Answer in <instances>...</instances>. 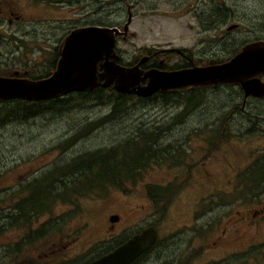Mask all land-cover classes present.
I'll use <instances>...</instances> for the list:
<instances>
[{
    "label": "rangeland",
    "instance_id": "374dc122",
    "mask_svg": "<svg viewBox=\"0 0 264 264\" xmlns=\"http://www.w3.org/2000/svg\"><path fill=\"white\" fill-rule=\"evenodd\" d=\"M1 2L24 19L0 25V63L35 76L54 70V49L69 30L85 23L120 28L116 50L124 63L146 55L145 50L173 48L187 49L189 61L207 65L230 58L264 32V0ZM13 34L23 42L13 41ZM162 59L166 68L190 63L176 55ZM213 88L184 116V102L157 98L130 102L103 123L110 105L79 99L85 104L61 116L10 119L0 126V214L28 194L29 182L83 153L119 147L122 154L132 139L143 146V133H150L146 137L155 150L123 187L73 190L31 225L4 226L0 220V264L23 259L24 264H80L91 251L106 253L149 226L156 229V247L139 264H264V165H257L264 155V100L244 103L239 87ZM96 121L98 127L91 128ZM243 176L250 187L240 186ZM150 186L162 194L169 190V199L155 201ZM43 226L45 236L14 252Z\"/></svg>",
    "mask_w": 264,
    "mask_h": 264
},
{
    "label": "water",
    "instance_id": "95a60500",
    "mask_svg": "<svg viewBox=\"0 0 264 264\" xmlns=\"http://www.w3.org/2000/svg\"><path fill=\"white\" fill-rule=\"evenodd\" d=\"M127 30L125 26L124 32ZM121 32L118 26L96 24L72 30L63 42L56 69L50 76L31 79L0 75V99L41 101L111 85L118 92L140 97H150L159 91L222 83H240L246 95L264 92L260 80L255 78L264 73L263 40L245 44L241 51L223 62L212 60L207 65L171 70L145 69L140 64L147 56L132 66L119 62L116 43ZM117 220V215L111 217L112 222ZM156 241L155 227H146L88 264H132Z\"/></svg>",
    "mask_w": 264,
    "mask_h": 264
},
{
    "label": "trees",
    "instance_id": "16d2710c",
    "mask_svg": "<svg viewBox=\"0 0 264 264\" xmlns=\"http://www.w3.org/2000/svg\"><path fill=\"white\" fill-rule=\"evenodd\" d=\"M221 16H218L217 19H220ZM212 19L213 22L216 21V17ZM12 40L16 42H23L21 39H19V37H16L14 35L12 37ZM59 50V48H55L53 51L54 56L50 61L51 69L55 70L56 68L57 61L60 58ZM183 50L189 55V50ZM154 51L156 50H145L146 53ZM237 52L238 51H235L233 55ZM157 53L160 56L163 55L162 57L164 58H169L173 54H175L169 50H161L157 51ZM181 59L184 62H190L187 58L181 57ZM154 60L155 63L152 66L166 68L164 64L158 62L157 57H154ZM4 62L5 61H2L0 63V75L2 76H20L31 79H41L49 76L54 71L53 70L50 74H47V72H43L40 73L41 76H35L34 73H27V69L23 70L22 73V71L19 68H15V66H2ZM119 62L124 64L121 59ZM127 65L133 64L130 63ZM187 65L190 66V63H187ZM221 85L230 84L222 83ZM207 88L208 87L204 85L184 87L167 91H159L150 97H140L135 94L118 92L113 87V85H111L109 87L98 86L92 90L90 89L81 92H73L57 98L41 101L19 98L0 99V126H3L7 122H10V119L16 121H26L30 118L45 116L47 114H53V116H61L62 114H64V111H67L72 107L76 108V106L78 105L85 104H78L77 100L79 99L91 100L98 105H103V103L104 105L109 104L111 107L110 113L104 117L103 123L112 121L110 119L111 117L121 115L125 108L128 107L130 102L154 101L157 98H162L165 102H170L172 98L181 100L186 105L185 109L182 111L183 113L181 114L184 116L187 114L186 111L191 105L198 103L208 97V92L206 90ZM200 89V92H195V90ZM184 90L188 91L186 95L180 94ZM108 98L110 99L109 102H107V100L105 101V99ZM98 125V121L89 123V126L93 129L98 127ZM146 136H150V133H143V135L140 136L143 141V146L141 145L140 141L137 142V140L132 139L127 144V146L122 148V154H119V147L98 148L91 152L83 153L76 158H73L71 163L62 165L61 170L54 169L53 171L48 172L45 175L42 174L40 178L32 180L26 186V191L28 192V194L20 202L12 206L11 210H7L3 214H0V220L2 221L1 224H3L4 226H17L22 224L31 225L33 219L37 218L40 214L52 211L54 205L67 198L68 194L71 195L70 192L73 190V192L77 190H79L78 192H81L83 188L89 189L92 187L94 188L95 186L107 187L109 185L123 187L128 179L135 177L137 170L139 168L145 167L155 154V150L151 147V143H148L150 138L148 139ZM257 165H264V155H262L260 160L257 161ZM81 176L87 177L88 180L87 178L81 179ZM243 179L245 181H242L240 183L241 187H250L252 185L249 183L246 176H243ZM153 191L155 192L154 194ZM168 192L169 190L162 194L163 192H160V189H158L157 186L149 187V194L155 201H159L161 198H165L166 196H168ZM169 197L170 196L166 198L169 199ZM46 231H48L47 226H43V228L41 229L31 231L27 238H25L23 241H21L20 244L16 246L14 252L21 253L22 244H35L36 240H38L40 237H43V235H46ZM25 261L27 260L23 259L19 261L18 264H24Z\"/></svg>",
    "mask_w": 264,
    "mask_h": 264
},
{
    "label": "flooded vegetation",
    "instance_id": "af4514ba",
    "mask_svg": "<svg viewBox=\"0 0 264 264\" xmlns=\"http://www.w3.org/2000/svg\"><path fill=\"white\" fill-rule=\"evenodd\" d=\"M22 19H24L23 18V15L21 14V13H19V12H16V11H14L13 9H11V8H8V4L6 3V2H1L0 3V25L2 26L3 24H4V22H8V24L9 25H7V26H12V25H14V23L15 22H18V21H21ZM88 25H93V24H90V23H85V24H83V25H81V26H76V27H73V29H71V30H69L68 31V33L65 35V37H64V40H65V38L68 36V34L72 31V30H74V29H78V28H81V27H85V26H88ZM100 25V24H99ZM14 35V34H13ZM261 36H259V37H255V38H253V40H254V42L255 41H258V40H263L264 41V39H262V38H264L263 37V34H260ZM249 42H252V41H248V42H245L244 44H243V46L245 45V44H247V43H249ZM243 46L242 47H240L238 50L236 49L235 51H241V49L243 48ZM61 48H62V46L59 48L60 50H61ZM169 49H173V48H169ZM59 50V51H60ZM182 52H179V51H176V50H169V51H171V52H173V53H175V54H173V55H176V56H179L180 58L182 57V58H189V55H188V53H186L183 49H180ZM237 52V53H238ZM237 53H235V54H237ZM234 54V55H235ZM233 55V56H234ZM144 56H147L148 58H147V60L144 62V63H142V64H140V66L142 67V68H145V69H148V68H159V69H165V70H171V69H179V68H186V67H191V66H193V65H195L192 61H191V57H190V66H188L187 65V63L186 64H184L183 66H181V67H177V68H160V67H156V66H152V65H154V63H155V60H154V57H157L158 58V62H161V64H163V59L162 58H164V57H162V56H160L158 53H157V51H154V52H150V53H147L146 55H144ZM144 56H142V57H144ZM232 56V57H233ZM141 56L140 57H138V58H136L133 62H130V63H132L133 65H135V64H137V63H139L140 62V60H141V58H142ZM164 59H167V58H164ZM59 60V59H58ZM120 61V60H119ZM58 62V61H57ZM211 62V61H210ZM209 62V63H210ZM215 62H217V61H215ZM121 63V62H120ZM124 63V62H123ZM130 63H124V65H127V64H130ZM218 63V62H217ZM199 64H201V63H199ZM56 66H57V64H56ZM129 66H132V65H129ZM56 69V68H55ZM51 75V74H50ZM49 75V76H50ZM48 77V76H47ZM45 78V77H44ZM255 78H257L258 80H260V83H261V85H260V87H261V89H264L263 87H264V73H261V74H259L257 77H255ZM251 80V79H250ZM229 84V83H228ZM230 85H233V86H235V87H239V89H240V94H238V97H241V99L243 100V102L244 103H246L249 99H252V98H256V99H261V100H264V92H263V94H259V95H255V94H249V95H246V92H245V90L243 89V87H242V85L240 84V83H230ZM204 86H207L208 88L209 87H214V88H216V89H219L222 85L221 84H217V85H204ZM263 86V87H262ZM98 87V86H97ZM213 88V89H214ZM102 148V147H101ZM81 179H86L87 177H84V176H81L80 177ZM92 179V178H91ZM87 180H88V178H87ZM12 208V207H11ZM140 232V231H139ZM129 239V238H128ZM128 239H126V240H124V241H122V242H120L117 246H115L112 250H114L116 247H119L120 245H122L123 243H125ZM154 246H152L149 250H147L145 253H143L142 255H140L133 263L134 264H139L140 262V260L142 259V258H144V256H145V254L146 253H148L150 250H152V248H153ZM112 250H110V251H112ZM110 251H108V252H110ZM108 252H106V253H108ZM105 253V251L104 252H101V253H99V255H98V253L97 254H93V252L91 251L90 253H88L85 257H83L80 261H81V263L80 264H88V263H90V262H92L93 260H95V259H97V258H99V257H101V256H103V255H105L106 254ZM98 255V256H97ZM132 263V264H133Z\"/></svg>",
    "mask_w": 264,
    "mask_h": 264
}]
</instances>
